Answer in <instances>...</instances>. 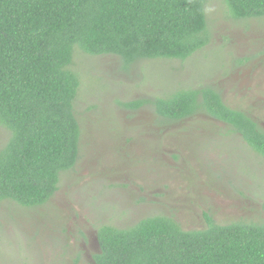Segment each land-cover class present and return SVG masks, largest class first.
I'll use <instances>...</instances> for the list:
<instances>
[{
	"label": "rangeland",
	"instance_id": "1",
	"mask_svg": "<svg viewBox=\"0 0 264 264\" xmlns=\"http://www.w3.org/2000/svg\"><path fill=\"white\" fill-rule=\"evenodd\" d=\"M207 17L211 41L186 60L124 67L75 47L79 159L46 204L0 201V264H96L101 225L153 215L186 230L206 228V214L219 224L263 219L264 158L228 124L203 111L169 120L152 103L122 105L212 86L264 128V16L236 19L225 0H209ZM10 137L0 123V148Z\"/></svg>",
	"mask_w": 264,
	"mask_h": 264
},
{
	"label": "trees",
	"instance_id": "2",
	"mask_svg": "<svg viewBox=\"0 0 264 264\" xmlns=\"http://www.w3.org/2000/svg\"><path fill=\"white\" fill-rule=\"evenodd\" d=\"M208 1L0 0V123L11 131L0 148V201L46 204L79 159L81 81L71 68L77 45L87 54L116 55L124 67L186 60L211 41ZM225 2L236 19L264 16V0ZM148 103L169 120L206 112L264 158V128L212 86L122 105L135 110ZM205 217L208 226L193 230L165 215L129 227L103 224L96 264H264V217L229 224Z\"/></svg>",
	"mask_w": 264,
	"mask_h": 264
}]
</instances>
